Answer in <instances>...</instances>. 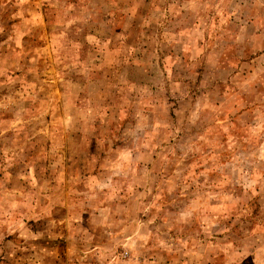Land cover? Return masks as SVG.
I'll return each mask as SVG.
<instances>
[{"label":"rangeland","instance_id":"rangeland-1","mask_svg":"<svg viewBox=\"0 0 264 264\" xmlns=\"http://www.w3.org/2000/svg\"><path fill=\"white\" fill-rule=\"evenodd\" d=\"M0 264H264V0H0Z\"/></svg>","mask_w":264,"mask_h":264}]
</instances>
